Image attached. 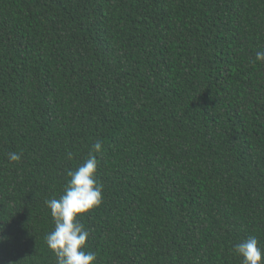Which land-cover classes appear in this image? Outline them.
I'll return each instance as SVG.
<instances>
[{
    "label": "trees",
    "instance_id": "1",
    "mask_svg": "<svg viewBox=\"0 0 264 264\" xmlns=\"http://www.w3.org/2000/svg\"><path fill=\"white\" fill-rule=\"evenodd\" d=\"M259 50L264 0H0V264H56L46 201L89 156L95 264L264 250Z\"/></svg>",
    "mask_w": 264,
    "mask_h": 264
},
{
    "label": "clouds",
    "instance_id": "2",
    "mask_svg": "<svg viewBox=\"0 0 264 264\" xmlns=\"http://www.w3.org/2000/svg\"><path fill=\"white\" fill-rule=\"evenodd\" d=\"M255 59L264 62V50L257 51ZM93 148L100 152L102 144L97 142ZM8 159L19 162L21 154L10 152ZM96 173L97 160L95 156H89L75 171H68L70 179L64 194L59 199L46 201L55 221V228L46 236V243L56 257V264H95V253L83 250L89 232L78 222V217L102 203V185L97 181ZM234 251L242 257V264H264V250L258 246V240L254 236L237 244Z\"/></svg>",
    "mask_w": 264,
    "mask_h": 264
}]
</instances>
